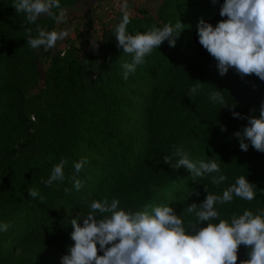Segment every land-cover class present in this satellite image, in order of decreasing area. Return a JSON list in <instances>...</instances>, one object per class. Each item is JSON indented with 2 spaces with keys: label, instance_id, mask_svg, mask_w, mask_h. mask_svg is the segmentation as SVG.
<instances>
[{
  "label": "trees",
  "instance_id": "obj_1",
  "mask_svg": "<svg viewBox=\"0 0 264 264\" xmlns=\"http://www.w3.org/2000/svg\"><path fill=\"white\" fill-rule=\"evenodd\" d=\"M13 3L0 0V222L10 225L0 232V264H61L74 245L71 220L80 218L82 226L90 204L105 198L118 199L120 208L133 211L169 204L185 223L194 222L183 209L203 202L205 186L222 195L236 178L246 176L256 198L234 196L218 206L220 218L264 210V153L251 145L242 151L234 135L247 125L246 117L259 116L264 81L254 74L241 76L234 68L220 75L215 59L198 42L199 21L215 26L226 19L219 14L223 0H163L157 17L147 9L128 14L132 34L179 20L185 28L175 47L164 41L127 80L122 64L131 56L115 38L125 14L120 15L101 32L92 51L73 45L52 56L38 93L32 92L45 48L33 50L27 39L38 36V28L55 30V19L30 24ZM197 83L193 95L190 87ZM211 91H222L230 105L211 102ZM174 146L194 162L215 160L227 180L219 185L212 184L211 176L193 181L185 167L172 169L163 157L172 156L174 166ZM82 158L87 163L75 173L73 164ZM61 159L68 161L65 179L46 186ZM74 177L83 182L79 191ZM30 188L43 199L30 197ZM249 251L240 245L236 264L246 261ZM98 255L103 253L98 250Z\"/></svg>",
  "mask_w": 264,
  "mask_h": 264
},
{
  "label": "clouds",
  "instance_id": "obj_2",
  "mask_svg": "<svg viewBox=\"0 0 264 264\" xmlns=\"http://www.w3.org/2000/svg\"><path fill=\"white\" fill-rule=\"evenodd\" d=\"M13 7L17 13L24 14L30 24L36 23L42 15L51 16L57 22L64 18L62 10L59 15L53 11L61 8L60 0H14ZM219 14L226 19L215 26L204 20L197 25L198 42L215 59L219 74L225 75L234 68L241 76L254 74L264 81V0H223ZM129 23L130 17L126 13L116 27L115 35L118 47L131 56L130 62L122 64L125 80L164 41L175 47L185 28L179 20L176 24L152 26L147 31L132 34L127 29ZM65 35L62 31L45 32L38 28V36H30L27 44L33 50L51 49ZM199 88L200 83L194 84L190 93L195 95ZM209 100L221 108L230 105L222 91H211ZM232 115L241 118L238 112L232 111ZM246 119L247 125L234 133L240 149L246 152L251 145L264 153V104L258 117ZM173 156L176 158L174 166L172 156H164L163 161L174 170L185 167L193 181L197 177L211 176L212 184L219 185L227 180L213 159L194 162L181 147H175ZM67 163L66 159H61L53 166L44 181L46 186L65 179ZM86 163L83 158L74 162L75 173H79ZM73 186L79 191L83 182L74 177ZM205 190L207 195L203 202L192 203L183 209L186 215L195 218L194 222L187 223L169 204L153 206L150 211L147 206L143 211H133L120 208V201L115 198L111 202L107 198L93 201L89 213L82 217V226L78 223L80 218L71 220L74 245L61 258V264H236L240 245L250 248L248 259L241 264H264V210L255 213L245 210L228 219H221L218 211V206L231 202L234 196L254 200L255 186L246 176H240L222 195L209 193L206 186ZM28 194L32 198L40 197L36 189L30 188ZM9 226L0 222V232L7 231ZM98 250L103 255H98Z\"/></svg>",
  "mask_w": 264,
  "mask_h": 264
},
{
  "label": "rangeland",
  "instance_id": "obj_3",
  "mask_svg": "<svg viewBox=\"0 0 264 264\" xmlns=\"http://www.w3.org/2000/svg\"><path fill=\"white\" fill-rule=\"evenodd\" d=\"M163 0H122L125 11L116 13L115 0H76L73 4L64 5L62 10L64 18L62 22H54V29L57 32L66 33L64 39L58 40L54 47L41 51L39 57L40 80L37 88L32 93H38L44 88L45 76L52 56L65 53L70 47L77 46L88 51L95 47L101 32L112 25L122 14L136 16L141 9H147L153 16L157 17ZM74 10V7L78 5ZM51 16H41L39 19H46ZM96 25H101L97 29Z\"/></svg>",
  "mask_w": 264,
  "mask_h": 264
},
{
  "label": "built area",
  "instance_id": "obj_4",
  "mask_svg": "<svg viewBox=\"0 0 264 264\" xmlns=\"http://www.w3.org/2000/svg\"><path fill=\"white\" fill-rule=\"evenodd\" d=\"M116 1V5H115V10H116V13H121V12H123V11H125L126 9H125V7H124V5L121 3V1L122 0H115ZM96 27H97V29H101L102 27H101V25H96Z\"/></svg>",
  "mask_w": 264,
  "mask_h": 264
},
{
  "label": "crops",
  "instance_id": "obj_5",
  "mask_svg": "<svg viewBox=\"0 0 264 264\" xmlns=\"http://www.w3.org/2000/svg\"><path fill=\"white\" fill-rule=\"evenodd\" d=\"M78 6H79V4H78V5H76V6L74 7V10H75L76 8H78Z\"/></svg>",
  "mask_w": 264,
  "mask_h": 264
}]
</instances>
